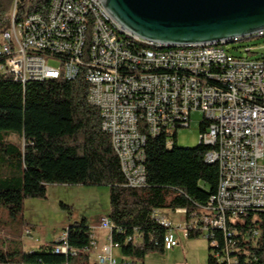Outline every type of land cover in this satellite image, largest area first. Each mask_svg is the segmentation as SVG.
I'll return each instance as SVG.
<instances>
[{
    "label": "built area",
    "instance_id": "built-area-1",
    "mask_svg": "<svg viewBox=\"0 0 264 264\" xmlns=\"http://www.w3.org/2000/svg\"><path fill=\"white\" fill-rule=\"evenodd\" d=\"M32 2L13 1L9 27L0 34V74L22 85L83 80L87 104L99 111L100 130L110 138L128 188L146 183L147 139L167 136L171 149L177 129L189 126L192 112H201L205 130L199 145L208 148L204 161L217 168L216 190L197 212L172 211L180 219L177 227L160 212L153 214L166 230L162 247L178 245L175 231L195 233L207 240L214 264L250 263L230 224L249 213L264 214V164L259 162L264 158V58H235L227 48L263 39L264 29L218 43L169 47L121 29L98 0H49L47 8L26 9L17 20V4ZM48 60L58 61L59 68L49 67ZM100 228L108 237L95 264H133L113 258L119 246L112 242L107 218ZM139 239L132 229L125 243ZM96 247L92 239L90 250ZM52 250L65 258L80 253L69 247L66 231Z\"/></svg>",
    "mask_w": 264,
    "mask_h": 264
},
{
    "label": "trees",
    "instance_id": "trees-1",
    "mask_svg": "<svg viewBox=\"0 0 264 264\" xmlns=\"http://www.w3.org/2000/svg\"><path fill=\"white\" fill-rule=\"evenodd\" d=\"M13 1L0 0V34L9 27ZM48 4L49 0L17 4V20L26 9L35 12ZM86 93L87 85L81 79L22 85L0 74V167L6 169L5 174L0 173V206L15 219L26 199H45L49 186H104L110 204L106 218L113 226L112 242L121 255L137 262L150 252H164L166 230L153 214L177 209L191 214L207 203L218 181L216 166L204 161L208 148L199 144L194 149L177 148L176 134L171 149L166 147L167 136L148 138L146 183L141 188L125 187L110 138L100 130L99 111L87 104ZM204 130L201 122L200 134ZM11 135L21 144L9 142ZM230 225L248 250V264H264V214L249 213ZM132 229L140 239L125 243ZM65 231L69 247L80 251L78 257L55 255L52 243L31 252L0 249V264H90L92 238L86 220ZM252 232L258 233L256 239ZM197 236L187 234V238ZM207 264H214L210 255Z\"/></svg>",
    "mask_w": 264,
    "mask_h": 264
},
{
    "label": "rangeland",
    "instance_id": "rangeland-1",
    "mask_svg": "<svg viewBox=\"0 0 264 264\" xmlns=\"http://www.w3.org/2000/svg\"><path fill=\"white\" fill-rule=\"evenodd\" d=\"M244 48L251 49L252 52L245 53ZM227 51L235 58L250 60L264 58V38L229 45ZM47 64L51 68H59V62L56 60H48ZM202 119L201 112H192L189 126L177 129V148L194 149L198 146ZM8 141L21 144V140L13 135ZM259 162L264 164V158ZM0 173L5 174L6 169L0 167ZM109 207L107 187L49 186L45 199H26L22 213L15 219L9 217L7 209L0 206V249H16L23 252L31 248L39 250L40 246H50L67 227L83 219L93 232L101 219L108 215ZM162 214L171 221L173 227L179 225L177 216L171 211L165 210ZM26 230H29L31 237L24 235ZM95 232L99 234L100 239L104 238L102 236L105 231L98 229ZM183 234L185 233L176 235L180 240L177 247L166 249L164 252H150L142 261L135 264H207L209 256L207 240L202 235L187 238ZM103 241L107 242L106 239ZM113 254L117 260L120 259L117 250H114Z\"/></svg>",
    "mask_w": 264,
    "mask_h": 264
},
{
    "label": "water",
    "instance_id": "water-1",
    "mask_svg": "<svg viewBox=\"0 0 264 264\" xmlns=\"http://www.w3.org/2000/svg\"><path fill=\"white\" fill-rule=\"evenodd\" d=\"M121 29L169 47L218 43L264 29V0H98Z\"/></svg>",
    "mask_w": 264,
    "mask_h": 264
},
{
    "label": "crops",
    "instance_id": "crops-1",
    "mask_svg": "<svg viewBox=\"0 0 264 264\" xmlns=\"http://www.w3.org/2000/svg\"><path fill=\"white\" fill-rule=\"evenodd\" d=\"M172 212V211H171ZM161 214H162V212H160ZM173 213V212H172ZM163 215V214H162ZM174 215V214H173ZM164 216V215H163ZM174 216H176V215H174ZM104 218H106V217H104ZM177 218H178V222L180 223V219H179V217L177 216ZM103 219V218H102ZM98 229H101L100 228V224H99V226H97L96 228H94L92 231L93 232H91V230H90V233H91V238L94 240V242L96 243V245H97V247H96V249H94V250H92L91 252H90V256H89V262H90V264H95V262H96V258H97V256L100 254V249H101V247L102 246H104V245H106L107 244V242H104L103 241V239H106V241H107V237H108V232L107 231H105V230H103V231H105L104 232V234H103V236L102 237H104L103 239H100V236H99V234L97 233V232H95L96 230H98ZM102 230V229H101ZM24 233H25V231H24ZM182 231H179V232H173V235H174V238H175V240L177 241V243H178V245H179V243H180V240H179V238H177L176 237V235L177 234H179V235H182ZM22 234V233H21ZM25 235V234H24ZM27 236V235H26ZM29 236H30V234H29ZM28 236V237H29ZM183 236H185V234H183ZM31 237V236H30ZM187 237V236H186ZM21 238H22V235H21ZM177 245V246H178ZM176 246V247H177ZM42 246H40L39 248H41ZM34 250H36V249H34ZM32 248L31 249H27V251H24V252H31V251H34ZM116 250V249H115ZM165 250V249H164ZM37 251V250H36ZM114 251V250H113ZM113 251H112V255H113V258H115V256H114V254H113ZM118 251V253L120 254V259H118L119 261H122V259H125V257H123L122 255H121V253H120V251H119V249L117 250ZM117 258V257H116ZM115 258V259H116ZM127 259V258H126ZM117 260V259H116ZM117 260V261H118ZM136 262H134L133 261V264H135Z\"/></svg>",
    "mask_w": 264,
    "mask_h": 264
}]
</instances>
